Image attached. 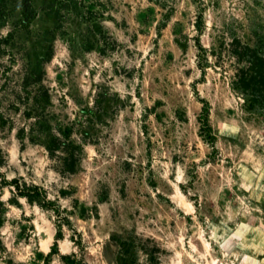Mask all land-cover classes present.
Listing matches in <instances>:
<instances>
[{
  "label": "rangeland",
  "instance_id": "rangeland-1",
  "mask_svg": "<svg viewBox=\"0 0 264 264\" xmlns=\"http://www.w3.org/2000/svg\"><path fill=\"white\" fill-rule=\"evenodd\" d=\"M30 2L0 0V172L60 216L0 185V264H264V112L229 46L264 55V0ZM66 128L74 173L45 148Z\"/></svg>",
  "mask_w": 264,
  "mask_h": 264
},
{
  "label": "trees",
  "instance_id": "trees-1",
  "mask_svg": "<svg viewBox=\"0 0 264 264\" xmlns=\"http://www.w3.org/2000/svg\"><path fill=\"white\" fill-rule=\"evenodd\" d=\"M25 12L28 16L33 15L30 0H25ZM229 46L230 53L235 59L236 67L233 82L234 88L243 94L248 111L259 109L264 112V55L257 48L244 44L237 38H234ZM198 47L201 53H205L206 50L200 43H198ZM201 122L203 125H207L205 119H201ZM60 136H53L49 139L45 144V148L49 157L60 163L63 172L74 173L80 161L82 147L72 140L71 128L61 131ZM0 185L2 187H13L17 195L25 198L28 203L51 209L57 217L60 216L59 208L48 198L43 187L27 185L16 178L9 180L1 172ZM60 194L61 196H67L69 193L61 191ZM58 236H62L61 231L58 232ZM132 241L133 239L129 238L120 243L121 257L130 252L133 245ZM55 246L57 247V244ZM61 258L66 264H85L82 258L75 256Z\"/></svg>",
  "mask_w": 264,
  "mask_h": 264
}]
</instances>
